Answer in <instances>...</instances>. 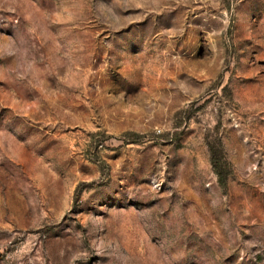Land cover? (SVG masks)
<instances>
[{"label":"rangeland","instance_id":"rangeland-1","mask_svg":"<svg viewBox=\"0 0 264 264\" xmlns=\"http://www.w3.org/2000/svg\"><path fill=\"white\" fill-rule=\"evenodd\" d=\"M0 264H264V0H0Z\"/></svg>","mask_w":264,"mask_h":264},{"label":"trees","instance_id":"trees-1","mask_svg":"<svg viewBox=\"0 0 264 264\" xmlns=\"http://www.w3.org/2000/svg\"><path fill=\"white\" fill-rule=\"evenodd\" d=\"M210 162H211V165L213 167V171L217 177L219 185L222 188H225L227 178H228V174L226 173L224 167L221 165L218 157L214 153L211 154Z\"/></svg>","mask_w":264,"mask_h":264}]
</instances>
